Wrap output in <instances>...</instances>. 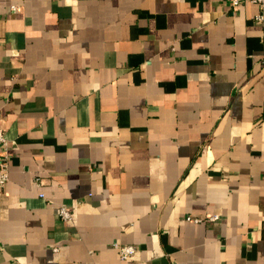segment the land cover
I'll return each mask as SVG.
<instances>
[{
  "label": "crops",
  "instance_id": "1",
  "mask_svg": "<svg viewBox=\"0 0 264 264\" xmlns=\"http://www.w3.org/2000/svg\"><path fill=\"white\" fill-rule=\"evenodd\" d=\"M0 114V264H264L258 5L0 0Z\"/></svg>",
  "mask_w": 264,
  "mask_h": 264
},
{
  "label": "built area",
  "instance_id": "2",
  "mask_svg": "<svg viewBox=\"0 0 264 264\" xmlns=\"http://www.w3.org/2000/svg\"><path fill=\"white\" fill-rule=\"evenodd\" d=\"M232 8L237 7L242 2H250L258 5L261 9H264V0H228ZM261 17H258V19ZM8 141L4 134V129L1 123V114H0V193L3 190V187L8 180V153H7ZM41 197H44L43 194H39ZM59 215L63 220H69L71 218V213L68 207L65 205L59 206ZM217 216H211L209 219H217ZM190 219V218H188ZM194 221L198 222L200 219L193 218ZM116 248L117 255L120 259L124 260L129 258L136 251V247L133 244H114Z\"/></svg>",
  "mask_w": 264,
  "mask_h": 264
}]
</instances>
